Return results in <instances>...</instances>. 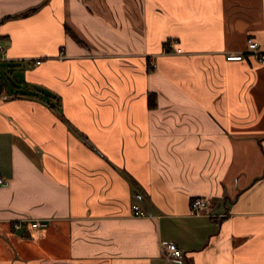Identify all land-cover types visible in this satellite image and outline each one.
Instances as JSON below:
<instances>
[{"label": "crops", "instance_id": "1", "mask_svg": "<svg viewBox=\"0 0 264 264\" xmlns=\"http://www.w3.org/2000/svg\"><path fill=\"white\" fill-rule=\"evenodd\" d=\"M248 39L264 50V0H0L17 85L0 94V264H264ZM170 40L181 53L161 52Z\"/></svg>", "mask_w": 264, "mask_h": 264}, {"label": "built area", "instance_id": "2", "mask_svg": "<svg viewBox=\"0 0 264 264\" xmlns=\"http://www.w3.org/2000/svg\"><path fill=\"white\" fill-rule=\"evenodd\" d=\"M6 49L7 47L5 45L0 44V61L6 59ZM163 53L168 54L170 51H173L175 53H181V48L178 46V43L176 40H170L166 43V45L163 47ZM246 52H249L253 54L261 63H264V50L260 47L259 43L248 39L247 45H246ZM244 56V53H228L226 56L227 60H242ZM36 63H39V61H36ZM151 65L154 67L155 64L151 61ZM2 99H6L7 96H1ZM6 180L0 176V185H5ZM206 206V200L203 198H197L193 201V210L195 213H200L203 208ZM132 210L134 215L137 216H145L146 213L143 209H141L137 204L132 205ZM31 227L33 228H40L47 226L46 221L41 220H35L30 223ZM21 224L20 222L15 224V228H20ZM165 248V256L170 259L174 260H181L183 258V251L177 247V245L173 242H166L164 244Z\"/></svg>", "mask_w": 264, "mask_h": 264}, {"label": "trees", "instance_id": "3", "mask_svg": "<svg viewBox=\"0 0 264 264\" xmlns=\"http://www.w3.org/2000/svg\"><path fill=\"white\" fill-rule=\"evenodd\" d=\"M3 74L5 75V78L7 79V83H11L13 86L15 85L14 81H11L12 80V77H11V70L9 69H5V67L3 68ZM15 79V78H14ZM6 81H1L0 82V94L3 93V91L6 89ZM17 86V85H15ZM18 88L16 92H14L13 94H22L23 92H20V89L19 87H16ZM31 90V89H30ZM33 95H37V96H40L42 99H44V94H47L48 95V100L47 101L48 103H54L56 104V102H53L55 99H57V96L56 95H53L52 93L46 91L45 89H42V88H34V90H31V92ZM45 100V99H44Z\"/></svg>", "mask_w": 264, "mask_h": 264}, {"label": "rangeland", "instance_id": "4", "mask_svg": "<svg viewBox=\"0 0 264 264\" xmlns=\"http://www.w3.org/2000/svg\"><path fill=\"white\" fill-rule=\"evenodd\" d=\"M165 45H166V43H165ZM164 45V46H165ZM163 46V47H164ZM163 49V48H162ZM162 53H163V50L161 51ZM171 53H175V52H173V51H170L168 54H171ZM163 54H165V53H163ZM178 54V53H177ZM1 81H6V83H7V79L5 78V75L3 74V63H2V61H0V82ZM44 94V99H45V101H49L48 100V95L47 94H45V93H43ZM63 109L62 108H60V110H59V113L62 115L63 114V111H62ZM65 118V117H64ZM65 123L67 124V126L70 128V130H71V132L72 133H74L75 135H77L78 137H81V138H83V140L87 143V141H86V139H85V137L83 136V134H81V131H79L73 124H71L68 120H66L65 121Z\"/></svg>", "mask_w": 264, "mask_h": 264}]
</instances>
